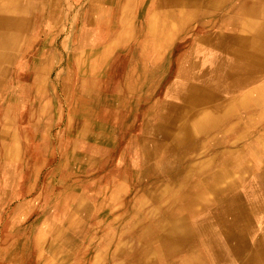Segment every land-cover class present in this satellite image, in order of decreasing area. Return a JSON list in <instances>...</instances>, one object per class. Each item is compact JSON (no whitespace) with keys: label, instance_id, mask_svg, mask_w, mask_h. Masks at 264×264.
Wrapping results in <instances>:
<instances>
[{"label":"bare ground","instance_id":"bare-ground-1","mask_svg":"<svg viewBox=\"0 0 264 264\" xmlns=\"http://www.w3.org/2000/svg\"><path fill=\"white\" fill-rule=\"evenodd\" d=\"M0 264H264V0H0Z\"/></svg>","mask_w":264,"mask_h":264}]
</instances>
